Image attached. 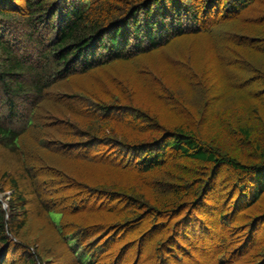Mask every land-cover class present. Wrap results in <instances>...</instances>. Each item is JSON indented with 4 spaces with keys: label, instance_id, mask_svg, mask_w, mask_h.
I'll list each match as a JSON object with an SVG mask.
<instances>
[{
    "label": "rangeland",
    "instance_id": "374dc122",
    "mask_svg": "<svg viewBox=\"0 0 264 264\" xmlns=\"http://www.w3.org/2000/svg\"><path fill=\"white\" fill-rule=\"evenodd\" d=\"M12 1L25 12L26 0ZM187 2L199 12L200 31L190 23L184 37L163 48L58 84L49 98L57 101L43 105L35 129L23 138L28 163L0 152L2 205L8 209L14 193L4 175L28 167L41 178L45 200L64 213L65 235L94 229L84 233V250L110 246L100 264H155L161 256H170L169 264H264V195L255 202L240 191L248 183L250 193L251 176L225 166L214 181L209 177L213 166L174 150H168L161 171L146 175L138 168L140 148L182 126L220 157L249 168L264 160V0H253L241 11L230 0ZM74 94L85 107L72 104L70 111L66 106ZM92 138L100 144L89 145ZM55 147L59 151L53 154ZM174 178L195 182L194 188L200 179L215 183L196 207L167 214L154 199L162 184L171 188ZM20 190L28 196L26 183ZM136 198L148 206L149 213L137 214L148 222L120 232L117 225L136 214L128 201ZM27 213L32 223L25 241L48 257L44 264H79L32 200ZM151 223L163 226L156 230ZM22 258L13 252L11 264H21Z\"/></svg>",
    "mask_w": 264,
    "mask_h": 264
},
{
    "label": "trees",
    "instance_id": "16d2710c",
    "mask_svg": "<svg viewBox=\"0 0 264 264\" xmlns=\"http://www.w3.org/2000/svg\"><path fill=\"white\" fill-rule=\"evenodd\" d=\"M137 1L26 0V10L21 12L14 1L0 0V152L11 154L19 163L24 159L28 163L22 147L23 138L35 129V118L43 105L48 100L57 101L56 98H49L51 90L58 84L71 81L74 75L89 74L113 63L130 61L163 48L174 39L184 37L189 32L190 23L200 31L199 12L185 0ZM252 1L230 0L234 9L239 11L247 9ZM7 7L13 10H7ZM212 7L205 12L209 13ZM69 98L66 108L70 111H74L72 104L85 107L80 95L74 94ZM92 143L100 144L98 138H92L88 144ZM52 150H55L53 154L59 151L58 147ZM168 150L180 153L183 158L213 166L209 177L214 181L225 166L248 174L254 185L248 193L251 187L248 183H242L240 191L243 196L247 198L251 194L256 202L264 195V160L249 168L233 159L220 157L205 148L190 127H179L173 134H166L165 139L140 148L139 170L146 175L161 171ZM38 179L28 167L10 170L4 175L6 184L14 189V193L7 202L8 209L0 202V264H11L13 252L23 254L21 264L49 263L48 257V261L45 260L46 257L36 249L31 250L25 241L29 224L32 223L27 213L30 200L37 205L38 212L48 215L58 236L67 243L79 264H100L107 257L110 246H100L93 252L84 250V233L90 234L94 229H87L83 234L77 230L65 235L66 226H63L61 219L65 217L64 213L56 211L54 205L45 200L47 194ZM178 181L181 180L175 179L170 189L162 184L163 190L154 199L167 214L175 211V214H179L191 205L196 207L206 200L215 183L210 179H200L199 186L194 188L195 182ZM21 182L28 185V196L20 190ZM150 199L153 200V197ZM141 200H128L136 214L127 216L117 225L120 232L133 224L136 227L146 222V218L140 220L142 216H137L138 212L141 215L150 212ZM150 225L153 227V223ZM160 226L163 225L159 223L153 228L157 230ZM11 236L17 237L20 243H15ZM86 238L91 239V235ZM169 248L175 250L174 244H169ZM171 255L176 258L177 254L172 252ZM169 257L161 256L155 264H169Z\"/></svg>",
    "mask_w": 264,
    "mask_h": 264
}]
</instances>
